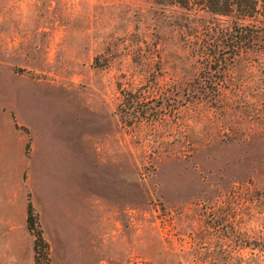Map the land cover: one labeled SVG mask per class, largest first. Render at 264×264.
Here are the masks:
<instances>
[{"label":"rangeland","instance_id":"rangeland-1","mask_svg":"<svg viewBox=\"0 0 264 264\" xmlns=\"http://www.w3.org/2000/svg\"><path fill=\"white\" fill-rule=\"evenodd\" d=\"M215 23L0 0V264H34L29 202L48 264H264V34L205 67Z\"/></svg>","mask_w":264,"mask_h":264},{"label":"trees","instance_id":"trees-1","mask_svg":"<svg viewBox=\"0 0 264 264\" xmlns=\"http://www.w3.org/2000/svg\"><path fill=\"white\" fill-rule=\"evenodd\" d=\"M195 13L203 12L212 16L216 23L205 33L211 34L214 42L201 46L199 55L205 57L204 66L219 62L218 56H235L242 51L259 45L264 34V0H155ZM196 33H200L198 28ZM260 46V45H259ZM202 53V54H201ZM218 55V56H217ZM225 61V60H224ZM130 99L129 94L125 96ZM140 97V94L139 96ZM132 101L130 102V104ZM27 227L34 236V264H48V244L43 237L34 209L27 205Z\"/></svg>","mask_w":264,"mask_h":264}]
</instances>
